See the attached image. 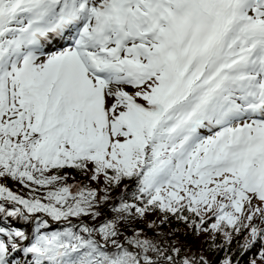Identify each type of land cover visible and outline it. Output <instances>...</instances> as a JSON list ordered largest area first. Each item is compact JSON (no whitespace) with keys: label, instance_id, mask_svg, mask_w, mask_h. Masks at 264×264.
<instances>
[{"label":"snow or ice","instance_id":"6c2138e0","mask_svg":"<svg viewBox=\"0 0 264 264\" xmlns=\"http://www.w3.org/2000/svg\"><path fill=\"white\" fill-rule=\"evenodd\" d=\"M3 217L36 228L0 225V264H216L170 219L264 264V0H0Z\"/></svg>","mask_w":264,"mask_h":264},{"label":"trees","instance_id":"16d2710c","mask_svg":"<svg viewBox=\"0 0 264 264\" xmlns=\"http://www.w3.org/2000/svg\"><path fill=\"white\" fill-rule=\"evenodd\" d=\"M65 171L70 173V177L74 178V179L70 178L68 181L69 183H76V182L80 183L81 178L88 179L85 174L80 173L76 171L75 169L68 168V169H65ZM122 186H123V183H121L119 187L112 189L109 193L113 199L117 200V202H119L122 194L123 196L131 200L132 193L135 191V188H136V184L134 182L131 191L120 193V189L122 188ZM99 187L102 188L103 185H100ZM153 219L159 220V219H162V217L158 212L150 213L148 215V220H153ZM137 228H143L145 231V234L149 237L153 235L152 230L148 229L145 226V223L143 221L141 225H138L133 230H131L129 235H132L135 229ZM177 228L180 231L176 233L173 239H176L178 243H182V244L189 246L193 252H200L201 254L207 256L210 260H213L214 262H216V264H219V261L223 259L224 257L223 252H212V253L207 252L206 251L207 246L201 243L204 237L203 236L198 237L194 233L190 232L188 228L182 222H179L175 219H170L169 224L165 226L163 231L167 233V232H170L172 229H177ZM184 233H187V234L185 235ZM164 238L168 239L169 237H164ZM239 239L242 240L243 238L240 237ZM233 247L235 248V244L233 245ZM258 248H259V245H257L251 251L244 253L243 255H241L239 252L234 253V255L239 259L240 264H249V260L258 254ZM109 250H114V249H112V247H109Z\"/></svg>","mask_w":264,"mask_h":264},{"label":"rangeland","instance_id":"374dc122","mask_svg":"<svg viewBox=\"0 0 264 264\" xmlns=\"http://www.w3.org/2000/svg\"><path fill=\"white\" fill-rule=\"evenodd\" d=\"M128 90L131 91V88H129ZM205 134H208L207 130H205ZM80 183L89 185L91 187H98V185L95 181H90L89 179L81 178ZM133 183H134V181H128V180L123 181V186L120 189V193H125L127 191H131V189L133 187ZM125 185L128 186L127 190H125ZM8 186L10 188H12L14 191H17L19 194L24 195L25 197L28 196L29 191H30L29 189L23 188L22 186L14 183L11 180L8 181ZM41 192H43V190H41ZM41 192H38L36 194L40 195ZM117 203L118 202L116 199H112V201H111L112 206H115ZM102 208H103L105 215L100 218L99 222H101V223L103 222L104 219H107L110 216L115 215V213L112 211L111 206H103L102 205ZM38 215L43 216L44 214H38ZM45 218L49 219V227L47 229H45L46 231H56V230H60L63 227L67 226L65 223L51 220L50 217H45ZM71 219L73 220L74 223L79 222L77 220V218H71ZM85 222L92 223V221L87 220V218H85ZM141 224H142V221H133L132 224H130L127 227L126 231L124 229H122V235L119 237V239L121 241H123L125 236H130L129 233L131 232V230H133L136 226L141 225ZM0 225H3L4 227L10 228V229L21 228L22 230H24L26 232H33V233L35 232V228H36V222L34 220L29 221V222H25L22 219L7 218V217L0 218ZM109 247H112V246L109 244ZM13 258L18 259V260L26 259L22 252H20L18 254H14Z\"/></svg>","mask_w":264,"mask_h":264},{"label":"bare ground","instance_id":"6f19581e","mask_svg":"<svg viewBox=\"0 0 264 264\" xmlns=\"http://www.w3.org/2000/svg\"><path fill=\"white\" fill-rule=\"evenodd\" d=\"M55 45V44H54ZM54 45H53V47H54ZM58 48H60L59 46H57V47H54V49H58ZM52 50H53V48H51ZM51 49H49V50H51Z\"/></svg>","mask_w":264,"mask_h":264}]
</instances>
